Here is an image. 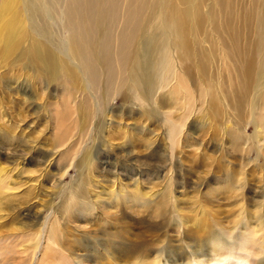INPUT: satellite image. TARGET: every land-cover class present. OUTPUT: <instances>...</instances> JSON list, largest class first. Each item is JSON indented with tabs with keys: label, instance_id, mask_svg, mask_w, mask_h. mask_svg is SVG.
Returning a JSON list of instances; mask_svg holds the SVG:
<instances>
[{
	"label": "rangeland",
	"instance_id": "1",
	"mask_svg": "<svg viewBox=\"0 0 264 264\" xmlns=\"http://www.w3.org/2000/svg\"><path fill=\"white\" fill-rule=\"evenodd\" d=\"M235 1L241 13L250 7ZM10 12L14 47L0 43V264H264V77L250 84L237 130L220 93L231 96L236 71L221 53L228 47L209 35L215 61L203 86L190 73V105L172 86L147 99L126 84L99 130L80 73L47 81ZM83 180L111 204L76 221L71 193ZM119 187L151 202L110 200Z\"/></svg>",
	"mask_w": 264,
	"mask_h": 264
},
{
	"label": "bare ground",
	"instance_id": "2",
	"mask_svg": "<svg viewBox=\"0 0 264 264\" xmlns=\"http://www.w3.org/2000/svg\"><path fill=\"white\" fill-rule=\"evenodd\" d=\"M249 1L250 7L241 13L235 0H9L0 8V43L6 49L14 47L15 31L5 21L12 10L14 20L8 23L24 24L31 39L32 46L26 53L29 62L43 66L41 75L51 82L63 76L77 80V72L80 73L94 102V125L101 130L110 115L111 101L126 84L147 99L159 89L172 86L170 95H183L190 105L187 79L192 82L190 73L194 69L201 86L210 77L208 64L214 63L215 55L209 35H213L228 47L227 52L221 53L226 63L233 62L236 71L237 83L231 96L222 87L220 93L230 107V122H236V129L240 130L237 116L242 119V103L249 98L250 84L255 90V76L258 80L264 77V0ZM19 6H23L24 19L18 20ZM204 7L209 10L204 12ZM51 21L58 24L63 34L61 30L60 36L53 32ZM20 30L27 33L22 26ZM58 39L61 49L57 48ZM99 87L106 93H96ZM180 129H170V137L174 139ZM65 174L66 171L62 177ZM140 190L137 195H127L119 187L117 196L110 193V200L118 202L121 197L127 203L149 204L151 194ZM91 194L85 189L84 180L71 193L72 218L76 221L97 217V208L105 209L101 204H111L98 195L94 199ZM92 198L94 201H89ZM115 209L120 210L117 203ZM46 229V234L53 237L55 232L49 221Z\"/></svg>",
	"mask_w": 264,
	"mask_h": 264
}]
</instances>
